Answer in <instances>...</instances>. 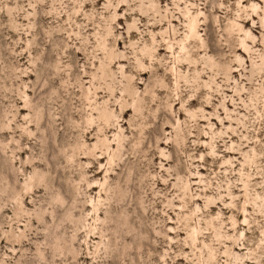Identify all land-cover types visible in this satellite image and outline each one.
Wrapping results in <instances>:
<instances>
[{
  "label": "rangeland",
  "instance_id": "374dc122",
  "mask_svg": "<svg viewBox=\"0 0 264 264\" xmlns=\"http://www.w3.org/2000/svg\"><path fill=\"white\" fill-rule=\"evenodd\" d=\"M0 264H264V0H0Z\"/></svg>",
  "mask_w": 264,
  "mask_h": 264
},
{
  "label": "bare ground",
  "instance_id": "6f19581e",
  "mask_svg": "<svg viewBox=\"0 0 264 264\" xmlns=\"http://www.w3.org/2000/svg\"><path fill=\"white\" fill-rule=\"evenodd\" d=\"M155 49H157V48H155ZM211 208H213V207H211ZM211 208H210V209H211ZM120 221H122V220H120ZM123 222H124V219H123ZM119 223H120V222H119ZM125 227H126V226H125ZM123 229H124V228H123ZM125 231H126V230H125Z\"/></svg>",
  "mask_w": 264,
  "mask_h": 264
},
{
  "label": "snow or ice",
  "instance_id": "6c2138e0",
  "mask_svg": "<svg viewBox=\"0 0 264 264\" xmlns=\"http://www.w3.org/2000/svg\"><path fill=\"white\" fill-rule=\"evenodd\" d=\"M238 7H239V5H238Z\"/></svg>",
  "mask_w": 264,
  "mask_h": 264
}]
</instances>
